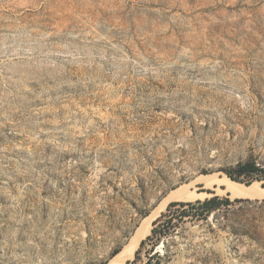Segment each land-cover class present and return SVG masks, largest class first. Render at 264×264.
<instances>
[{"label":"rangeland","instance_id":"rangeland-1","mask_svg":"<svg viewBox=\"0 0 264 264\" xmlns=\"http://www.w3.org/2000/svg\"><path fill=\"white\" fill-rule=\"evenodd\" d=\"M247 160L264 168V0H0V264H110L152 215L123 264H264V191L199 178ZM215 194L231 204L167 222Z\"/></svg>","mask_w":264,"mask_h":264},{"label":"trees","instance_id":"trees-1","mask_svg":"<svg viewBox=\"0 0 264 264\" xmlns=\"http://www.w3.org/2000/svg\"><path fill=\"white\" fill-rule=\"evenodd\" d=\"M227 175L235 181L250 184L254 180L264 179V168L257 164L254 160H247L245 162H239L234 168L228 170ZM229 197H223L220 195H213L211 197H206L205 199H197L195 201H174L170 203L168 208V215L164 213L163 216H168V223H171L174 227L173 219H206L214 210L221 208V206H228L231 204ZM176 207V208H174ZM159 219H157L154 224H158ZM169 227L167 229H162L160 227H154L152 229V234L148 235L146 239L142 240V245L146 243L147 240L152 241V250L158 245L160 238L163 235L169 233ZM140 249L137 250L136 254L138 256ZM118 251L115 252V254ZM131 262V261H128Z\"/></svg>","mask_w":264,"mask_h":264},{"label":"bare ground","instance_id":"bare-ground-1","mask_svg":"<svg viewBox=\"0 0 264 264\" xmlns=\"http://www.w3.org/2000/svg\"><path fill=\"white\" fill-rule=\"evenodd\" d=\"M200 182L205 184L206 187H211L214 184L218 185L219 190L225 191L227 193H231L232 196H254L261 191H264V188L260 187L258 181H256L253 185H245L242 183H238L226 176L220 177V175H202L199 177ZM198 178V180H199ZM216 188V189H218ZM205 193L198 192L197 190L181 188L177 190H173L168 197L167 200L170 199H179V200H194L195 198L204 197ZM209 195V194H208ZM155 218V215L150 216L144 223V228L140 230L138 233L136 232L135 236H133V240L126 247L125 251L122 254H118L115 259L110 264H123L125 259L129 257L130 254L134 252L135 246L139 244L142 237L149 233L150 231V223L152 219Z\"/></svg>","mask_w":264,"mask_h":264}]
</instances>
